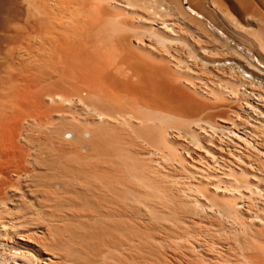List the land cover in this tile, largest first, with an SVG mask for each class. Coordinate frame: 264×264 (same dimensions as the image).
<instances>
[{"label":"bare ground","instance_id":"obj_1","mask_svg":"<svg viewBox=\"0 0 264 264\" xmlns=\"http://www.w3.org/2000/svg\"><path fill=\"white\" fill-rule=\"evenodd\" d=\"M203 18L264 63V0H0V264H264V71Z\"/></svg>","mask_w":264,"mask_h":264},{"label":"rangeland","instance_id":"obj_2","mask_svg":"<svg viewBox=\"0 0 264 264\" xmlns=\"http://www.w3.org/2000/svg\"><path fill=\"white\" fill-rule=\"evenodd\" d=\"M203 20L208 24V26L211 28V30L215 33H217L219 36L222 37L223 40L229 41L231 46L236 48L239 52L242 54L248 56L251 60H253L263 71H264V63L261 62L255 55V53L244 43L241 41L229 36L228 34L222 32L217 26L213 25L210 23L206 18H203ZM257 80L263 82L264 84V79L263 78H256ZM30 255V254H29ZM20 264H29L27 260L20 259L17 260Z\"/></svg>","mask_w":264,"mask_h":264}]
</instances>
